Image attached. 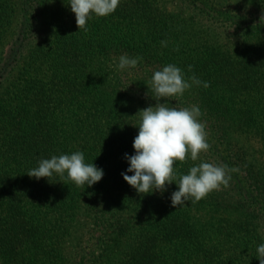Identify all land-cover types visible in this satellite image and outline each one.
I'll list each match as a JSON object with an SVG mask.
<instances>
[{
  "label": "trees",
  "instance_id": "1",
  "mask_svg": "<svg viewBox=\"0 0 264 264\" xmlns=\"http://www.w3.org/2000/svg\"><path fill=\"white\" fill-rule=\"evenodd\" d=\"M67 2L0 0V264H259L264 0H120L87 30ZM121 54L137 65L117 70ZM169 63L208 82L160 98L198 105L209 144L174 161L177 179L201 160L231 177L176 208L174 181L141 194L121 175ZM77 150L104 171L91 186L26 172Z\"/></svg>",
  "mask_w": 264,
  "mask_h": 264
},
{
  "label": "clouds",
  "instance_id": "2",
  "mask_svg": "<svg viewBox=\"0 0 264 264\" xmlns=\"http://www.w3.org/2000/svg\"><path fill=\"white\" fill-rule=\"evenodd\" d=\"M119 2L120 0H68L67 4L75 14L78 28L87 30L86 22L93 14L106 16L115 11ZM165 43L161 41L162 45ZM137 63L138 58L121 54L116 60V68L124 70L135 67ZM187 67L189 70L192 68L191 65ZM189 80L192 84L208 87V82L201 81L195 74L185 79L181 68L175 64H166L153 72L147 85L157 102L138 111L140 119L137 124L138 133L133 138L134 152L124 153L128 166L121 172L124 180L141 194L154 191L163 193L167 184L174 181L178 188L171 192L170 202L175 208L185 201H198L221 185L227 186L231 178L226 174L225 166L201 160L177 179L173 169L174 161H184L186 152L195 161L198 153L209 147L204 126L197 119L200 115L198 105L175 108L169 107L167 100L160 102L161 97L175 98L182 95L191 87ZM26 172L29 177L37 180L46 177L50 181H53L51 178L55 173L62 178L61 181L71 180L78 187L91 186L104 175L101 167L93 162H85L84 154L79 150L41 158L36 167L29 168ZM255 256L259 264H264V243L257 245Z\"/></svg>",
  "mask_w": 264,
  "mask_h": 264
},
{
  "label": "rangeland",
  "instance_id": "3",
  "mask_svg": "<svg viewBox=\"0 0 264 264\" xmlns=\"http://www.w3.org/2000/svg\"><path fill=\"white\" fill-rule=\"evenodd\" d=\"M223 27V26H222Z\"/></svg>",
  "mask_w": 264,
  "mask_h": 264
}]
</instances>
